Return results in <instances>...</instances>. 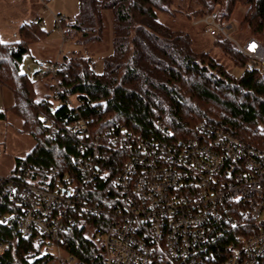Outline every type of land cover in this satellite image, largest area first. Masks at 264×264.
Instances as JSON below:
<instances>
[{"label":"trees","instance_id":"1","mask_svg":"<svg viewBox=\"0 0 264 264\" xmlns=\"http://www.w3.org/2000/svg\"><path fill=\"white\" fill-rule=\"evenodd\" d=\"M180 1L178 5L176 0H78L79 14L67 25L82 31L81 36L88 35L87 39L99 38L101 32L96 30L103 29V11L111 9L113 51L106 55L102 72L96 70L91 56L78 52L63 55L55 76V97L63 100L59 104L40 97L37 78L21 69L30 46L49 37L42 19L24 22L21 39L5 41L0 35V84L14 98L12 105L0 109V118L7 119L11 111L22 120L21 130L35 139L32 150L16 158L14 169L38 165L56 167L61 174L76 173L80 139L67 132L73 113L64 102L71 95L80 102L83 115L92 119V133L99 135L101 142H110L108 128L119 127L144 140H163V136L185 139L197 135L198 123L206 120L264 148V137L255 132L264 125V75L259 64L230 40L215 39L235 64L245 67L242 75L235 76L210 51H196L189 32L174 29L159 17L161 10H184L192 19L216 11L220 19L229 22L237 7L245 5L242 24L250 33L241 40L255 36L264 43V0ZM249 62H254L250 70L246 69ZM35 74L43 75L40 71ZM52 130L56 132L54 137ZM16 209V200L3 184L0 240L8 246L0 254V264H46L55 256L42 254L31 237L19 232L15 219L3 221ZM81 222L62 233L65 259L74 264H106L103 244L95 234L87 235L88 227H95L96 218L88 216ZM230 239L231 234L225 233L214 250L221 253Z\"/></svg>","mask_w":264,"mask_h":264},{"label":"built area","instance_id":"2","mask_svg":"<svg viewBox=\"0 0 264 264\" xmlns=\"http://www.w3.org/2000/svg\"><path fill=\"white\" fill-rule=\"evenodd\" d=\"M193 20L233 42L264 75L260 39L234 37L216 11ZM38 63L41 74L54 77L61 67L59 59ZM64 102L73 113L67 132L80 139L76 173L38 165L0 172V187L18 205L3 221L15 219L42 254L61 258L62 233L89 216L97 220L106 264H264L263 147L206 120L185 139L144 140L119 127L108 128L110 142H101L80 102ZM255 132L264 137V125ZM225 233L231 239L220 253L214 245ZM7 246L0 240V254Z\"/></svg>","mask_w":264,"mask_h":264},{"label":"rangeland","instance_id":"3","mask_svg":"<svg viewBox=\"0 0 264 264\" xmlns=\"http://www.w3.org/2000/svg\"><path fill=\"white\" fill-rule=\"evenodd\" d=\"M180 5L181 1L176 0ZM246 12L245 5H239L233 13L229 23L232 27L230 33L237 38L249 34V29L242 24V19ZM61 14L64 18L61 23L57 20V15ZM79 14L78 0H0V33L3 39L17 40L20 33L19 25L23 21L43 18V27L50 31L49 37L45 40L33 43L30 50L26 52L21 60V69L28 72L30 76L37 78V88L40 97H48L55 104L62 103L63 100L55 97L57 91V79L52 74H43L39 77L36 72L40 71L39 60L41 59H62L65 54L74 52L85 56H91L95 62L98 72L105 68L104 59L106 55L113 51V24L114 15L111 9L103 11L102 26L103 29L96 30L101 32V37L87 39L88 35H82V31L68 26L67 22L73 21ZM160 19L174 29H182L190 33L192 37V46L196 51L208 50L220 62H222L229 71L235 75L243 74L245 67L234 63L233 59L227 54L223 47L216 41L215 37L206 33L202 23L196 24L190 18L186 11L161 10ZM63 22V23H62ZM95 31V32H96ZM94 32V34H96ZM67 33V34H66ZM71 97L77 100L75 95ZM14 103L12 92L0 84V109L4 110ZM22 120L12 113L8 114L7 119L0 118V148L2 156L0 159V172L10 174L16 165V158L26 156L34 147L35 139L28 131L21 130ZM96 236H95V235ZM87 235L96 238V230L88 227ZM62 257L55 256L46 264H74V261L66 260V253L62 251Z\"/></svg>","mask_w":264,"mask_h":264},{"label":"crops","instance_id":"4","mask_svg":"<svg viewBox=\"0 0 264 264\" xmlns=\"http://www.w3.org/2000/svg\"><path fill=\"white\" fill-rule=\"evenodd\" d=\"M39 18V17H38ZM39 19H42V21H43V18L42 17H40ZM29 21H32V20H29ZM24 22H27V21H23L20 25H19V27H18V31H19V33H20V27H21V25L24 23ZM0 35H1V33H0ZM20 36H21V34H20ZM1 38H2V35H1ZM3 39V38H2ZM19 39H21V37L19 38ZM3 40H5V41H14V40H6V39H3ZM18 40V39H17ZM45 59V58H44Z\"/></svg>","mask_w":264,"mask_h":264},{"label":"snow or ice","instance_id":"5","mask_svg":"<svg viewBox=\"0 0 264 264\" xmlns=\"http://www.w3.org/2000/svg\"><path fill=\"white\" fill-rule=\"evenodd\" d=\"M253 47H255V45H253Z\"/></svg>","mask_w":264,"mask_h":264}]
</instances>
